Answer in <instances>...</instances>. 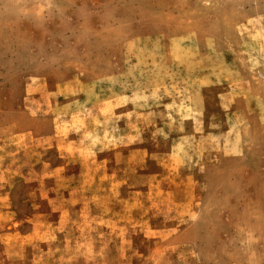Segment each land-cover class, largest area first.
Wrapping results in <instances>:
<instances>
[{
    "label": "rangeland",
    "instance_id": "rangeland-1",
    "mask_svg": "<svg viewBox=\"0 0 264 264\" xmlns=\"http://www.w3.org/2000/svg\"><path fill=\"white\" fill-rule=\"evenodd\" d=\"M0 264H264V0H0Z\"/></svg>",
    "mask_w": 264,
    "mask_h": 264
}]
</instances>
